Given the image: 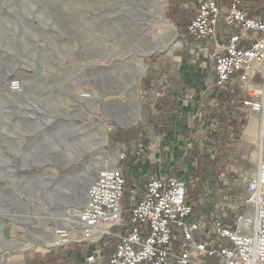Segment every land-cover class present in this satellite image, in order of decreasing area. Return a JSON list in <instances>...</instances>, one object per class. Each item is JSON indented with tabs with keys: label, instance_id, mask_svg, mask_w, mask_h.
I'll return each mask as SVG.
<instances>
[{
	"label": "rangeland",
	"instance_id": "obj_1",
	"mask_svg": "<svg viewBox=\"0 0 264 264\" xmlns=\"http://www.w3.org/2000/svg\"><path fill=\"white\" fill-rule=\"evenodd\" d=\"M163 1L164 23L161 24L151 21L153 14L147 12L151 0H0V191L3 194L0 264H26L29 260L32 264H44L49 262L53 252L68 246L18 247L42 236L37 232L40 223L35 220L41 212L39 214L37 208L29 210L26 203H38L49 210L82 206L83 203L75 201L86 191V183H91V168L97 161H106L111 156L101 148V131L114 153L120 156L124 153V158L118 161L124 174L126 167L134 171L132 152L137 145L148 144L149 126L154 118L152 85L169 82L166 77H174L172 73L178 64L175 61L179 58L183 62L187 59L188 64L195 63L199 54L196 49L202 48V41L210 42L194 40L186 33L198 0ZM246 2L251 14L264 17V0ZM150 43L158 48L142 56V74L130 89L125 80L122 81L125 71L136 69L138 64L133 55L140 44ZM206 55L198 57L209 66ZM161 67L170 75L163 77ZM36 69H44L43 75L41 71L35 72ZM208 73L207 68L203 80H208ZM13 79L24 82L27 94L23 102L9 99L13 98L9 96V82ZM77 90L93 94L95 101L105 103L99 114L79 107L73 99L76 93L71 97V92ZM105 91H110L108 100L103 96ZM220 94L231 95V101L242 107L237 86L231 91H219ZM226 113L230 117V113ZM243 116L242 121L241 117L236 120L237 133L245 125L246 131L252 119V114L246 110ZM118 117L134 120L127 125L107 128V123ZM196 131L191 127L185 138ZM204 131L210 133L199 129L197 135ZM46 132L56 138L45 145V149H38L39 153H45L47 163L22 169L18 157L29 154L27 163L37 161L34 154L31 155L32 143ZM256 145H242L232 156L214 154L211 160L202 155L204 161L198 174L204 178L208 173L207 182L217 189V195L225 197L227 194L239 199L243 195V179L256 169L258 160L250 161ZM56 155L61 161L63 157L69 161H63L64 166L54 165L50 161L57 159ZM125 176L128 181L127 173ZM26 178L31 181L26 182ZM130 185L128 181L123 201L125 217L129 215L128 203L134 198L128 193ZM196 189L197 186H190V200L195 198ZM50 192L56 200L66 202L50 206L40 197L49 199ZM26 213L30 216L28 222L24 220ZM119 229L114 227L112 231ZM50 231H55L54 225ZM78 233L79 229L76 235ZM70 238L75 240L76 236L70 234ZM44 255H48L47 259ZM103 261L106 264V258Z\"/></svg>",
	"mask_w": 264,
	"mask_h": 264
},
{
	"label": "built area",
	"instance_id": "obj_2",
	"mask_svg": "<svg viewBox=\"0 0 264 264\" xmlns=\"http://www.w3.org/2000/svg\"><path fill=\"white\" fill-rule=\"evenodd\" d=\"M186 33L213 42L211 91L237 86L242 108L258 115L264 143V17L251 14L246 0H198ZM9 91H21L19 80L9 82ZM119 162L97 173L77 216L82 243L116 238L106 264H264V147L256 169L243 179L237 209L212 218L196 211L209 203L211 190L203 182L192 202L187 179L168 176L149 178L141 190L130 185L134 198L125 217L128 181ZM69 233L57 229L55 245H69ZM96 260L94 252L86 257L91 264Z\"/></svg>",
	"mask_w": 264,
	"mask_h": 264
},
{
	"label": "crops",
	"instance_id": "obj_3",
	"mask_svg": "<svg viewBox=\"0 0 264 264\" xmlns=\"http://www.w3.org/2000/svg\"><path fill=\"white\" fill-rule=\"evenodd\" d=\"M222 1L227 3L228 0ZM202 42V48L199 47L200 50L196 49V51H199L196 53L204 55L206 53L210 61L209 66H207V62L200 60L199 54H197L195 63L191 64H188L187 59L183 62L179 58L175 61V63H178L175 70H172L174 77L167 76L166 79L169 82L162 81L152 85L153 91H155L153 102L155 109L152 114L154 118H152L151 126H149L148 144H139L133 150L134 171H131L129 167L125 168L124 166V168L125 174L127 173V176H129L128 181L136 186L138 190L143 188L144 183L149 178L155 176L191 177V179H187L189 187L198 184L195 198L191 199L192 202H196L198 199L197 192L201 187L200 182H203L211 190L208 197L209 203L203 209L196 208V211L202 210L207 217L212 218L220 211L233 213L239 206L243 195L240 198L237 197L239 199H236V196L227 194L225 197L217 195V189L207 182L208 173L204 178L201 177L200 173L198 174L199 167L203 165L204 161L202 155L209 156V160L213 159L214 154L218 153L232 156L237 153L242 145L251 147L260 138L258 134L253 137L250 134H245L246 125L242 131L237 133L236 120L239 117H241V119L239 118L240 121L245 118L243 116L244 108L231 101V95H218L219 92L214 95L211 91L213 42L207 40ZM161 68L162 72L160 74L163 77L170 75L166 68ZM207 68L209 69L208 80L205 81L203 78ZM226 112L230 113V117ZM257 119L258 116L256 117V123ZM249 123L250 119L247 124L249 125ZM191 127L197 131L189 138H185L186 131H189ZM199 129H207L210 133L204 131L197 135ZM206 139L208 141H205ZM250 161L255 162V159L251 158ZM143 166L146 167V170L143 169ZM121 167L123 166L121 165ZM189 179L193 182H189ZM218 199H221V201ZM106 239L88 246L81 242V234L78 233L75 240L72 239L68 246L53 252L51 259L48 258L49 262L44 264H91L86 261V257L91 252L96 254L98 259L96 264H105L104 257L114 247V239L112 238L108 244H106ZM104 253L106 254L104 255ZM47 257L48 255H44L43 258L47 259ZM26 264L32 263L29 260Z\"/></svg>",
	"mask_w": 264,
	"mask_h": 264
},
{
	"label": "bare ground",
	"instance_id": "obj_4",
	"mask_svg": "<svg viewBox=\"0 0 264 264\" xmlns=\"http://www.w3.org/2000/svg\"><path fill=\"white\" fill-rule=\"evenodd\" d=\"M151 1H152V3L149 5L150 9L147 10V12L149 14H153V16L151 17L152 18L151 21H154V23H161V24L164 23V19L162 18V9H163V5H164V1L163 0H151ZM147 4H148V2H147ZM137 7H139L138 3H137ZM157 48L158 47L152 43L140 44V46L137 48L136 53L133 56L135 57V60L138 64V66L136 67V69L133 68L132 70H129V69L126 70L125 72H127V73H125L126 75L124 74L123 79H122V81L125 80L128 88L132 89L133 86L135 85L137 79L142 74V65H141L142 56L144 54L152 52L154 49H157ZM40 71L43 75L44 69H36L35 70V72H40ZM20 86H21V92L20 93L9 91V94H10L9 96H13V98H9V99H11L14 102H23V96H26V94H27V92L25 91L24 82H22V80H20ZM108 92H110V91H105L103 93L104 98H106L107 100L109 99V98H107ZM74 94H75V96H74ZM73 96H74V98H73ZM71 97L73 99H75V102H78L79 107L86 108L90 112L96 113V115L99 114L100 109H101L100 107L102 105H105V103L102 101H95L93 94H89L83 90H77V92H74V93L71 92ZM106 115H108V114H106ZM252 115H253L252 119L250 120V123H249L248 127L246 128L245 134H250L253 137V136H257V134H258V125L256 123V117L258 115L257 114H252ZM99 116H102V115H99ZM109 118H112V117H109ZM133 120L134 119L127 120V119H122V118L118 117L117 119L111 120L110 124L107 123L106 126H107V128H110V127H115L116 125H127L128 123H131ZM104 122H106V121H104ZM63 139H64V141L66 140V138H63ZM50 141H56V138L53 135H51V133L49 134L47 132L45 133L44 136H40L39 140L36 141L34 139V142L32 143V147L34 148V152L31 153V155L34 154L37 161H32L30 163H27L28 159H26V158L29 157L28 156L29 154L28 155L25 154L22 158V162L26 165L31 164V163H35V162L40 164L41 160L46 158V155H44L45 153L42 151L39 153L38 149H42V148L45 149L46 146H48L47 144ZM99 143L101 144V148L104 151L110 153L111 156L108 160L104 161L101 159V160L97 161L96 164L93 165V167L90 170L91 182L96 177L97 173L101 169L117 166V163H118L119 158H120V155L114 153V150L110 149V147L106 141L104 131L100 132ZM66 144H67V142H66ZM67 146H69V144ZM263 147H264V143L262 142V140L258 139L256 148L252 152V158H254L255 160H258L260 155L262 154ZM68 155H70V154H68ZM56 157H57V159L61 160V158L58 155H56ZM65 160L69 161L63 157L62 161H65ZM37 175L40 177L43 176V174H37ZM30 181H31L30 178H26V182H30ZM89 184H90V181H89V183L88 182L86 183L85 187L87 188ZM85 192L82 193V195L78 201H75L77 204L84 203ZM2 197H3V194L0 191V202L2 200ZM37 197H39V196H37ZM44 197L47 198L46 196H44ZM48 197H49V199L48 198L47 199L49 201H60V200H56L54 198V195L52 192L49 193ZM26 205L28 208L30 207L29 210H34V208H37V210L39 211V214L41 212L40 215L38 214L39 215L38 217H35V220L38 223V225L40 223V227H39L37 232H39L42 236L40 238L31 239L29 242L21 243L18 246L19 248L24 249L27 247H29V248H36V247L37 248H40V247L46 248V247H49V246L56 243L54 232H56V230L60 229V228H64L67 231H69L73 237L76 236V231L79 229V223H78L77 216H78V212H79V209L81 206L77 207L75 205H72L70 208H68V209L65 208L64 210L62 208H57L55 210H49V209H46L44 207H40L38 203L37 204L36 203H26ZM26 214H27V216H25L26 219H24V220L28 222V221H30V218H29L30 216L28 213H26ZM51 223H53V225L55 227V231L53 233L50 231V229L53 226ZM101 228L104 230V229H106V226H102ZM95 236L97 237V235H95Z\"/></svg>",
	"mask_w": 264,
	"mask_h": 264
},
{
	"label": "water",
	"instance_id": "obj_5",
	"mask_svg": "<svg viewBox=\"0 0 264 264\" xmlns=\"http://www.w3.org/2000/svg\"><path fill=\"white\" fill-rule=\"evenodd\" d=\"M39 138L40 137H36L35 138V140L37 141V140H39ZM25 155V154H24ZM24 155H20L18 158H19V164H20V167L22 168V169H31V168H34V167H36V168H38V167H41L42 165H44V164H46L47 163V161L45 160V159H42L41 160V163L39 164V163H31V164H28V165H26V164H24L23 162H22V158H23V156ZM50 162H52L54 165H56L57 163L59 164V165H61V166H64L65 164L63 163V161H61V160H59V159H55V160H51ZM41 198H43L46 202H47V204H49L50 206H53L54 204H59V205H62V204H64L66 201H49L47 198H45L44 196L42 197V196H40ZM57 208H61V206H59V207H57Z\"/></svg>",
	"mask_w": 264,
	"mask_h": 264
},
{
	"label": "trees",
	"instance_id": "obj_6",
	"mask_svg": "<svg viewBox=\"0 0 264 264\" xmlns=\"http://www.w3.org/2000/svg\"><path fill=\"white\" fill-rule=\"evenodd\" d=\"M241 126H239V128H240ZM106 239V238H105ZM114 239V244H115V241H116V238H113ZM110 240H112V238H108V239H106V244H108V242H110Z\"/></svg>",
	"mask_w": 264,
	"mask_h": 264
}]
</instances>
